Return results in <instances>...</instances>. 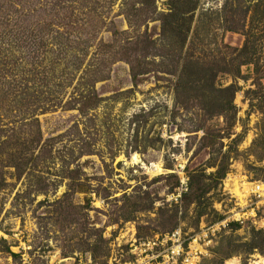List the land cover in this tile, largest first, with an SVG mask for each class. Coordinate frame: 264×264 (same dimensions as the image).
Masks as SVG:
<instances>
[{"label":"rangeland","instance_id":"obj_1","mask_svg":"<svg viewBox=\"0 0 264 264\" xmlns=\"http://www.w3.org/2000/svg\"><path fill=\"white\" fill-rule=\"evenodd\" d=\"M259 86L264 0H0V264L259 263Z\"/></svg>","mask_w":264,"mask_h":264},{"label":"trees","instance_id":"obj_2","mask_svg":"<svg viewBox=\"0 0 264 264\" xmlns=\"http://www.w3.org/2000/svg\"><path fill=\"white\" fill-rule=\"evenodd\" d=\"M147 1H149V0H146V2ZM260 6H261V3L255 4L254 10L256 12H254V14H257L258 18H260V21H261L263 19L257 13V10H259ZM176 13L180 14L179 12H177V10H176V8L174 6L173 7L170 6V14L168 16H166V18L167 19L168 18H173L174 14H176ZM245 50L247 51V49H245ZM249 64H254V62L247 60V61L243 62V64H240V63L237 64L238 71H239L240 67H242L243 65H249ZM254 65L256 67V70H258L257 64H254ZM187 69L188 68H186V70ZM186 73L190 74V72L188 73V71ZM234 73L231 74V75H233V77L236 78V76H234ZM184 76H185V74H184ZM185 82L187 83L186 79H185ZM188 84H189V82H188ZM193 85L196 86L195 84H193ZM257 90H259V91H249L247 93V96L248 97L251 96V95L254 96V98H252L250 100L251 101L253 100L252 102H254V101L256 102L257 101V103H259L261 105V107L263 106L261 109H264V98L261 97L262 93H264V89L262 88V86H259L257 88ZM215 91H217L216 93L219 96L222 95V94L228 96V100L226 101V103L224 105L221 106L222 108H219L220 110H217V108H215L216 109L215 110L216 115L223 116L224 118H226L227 114H229V115H232V117H235L236 114H237V109H236V106L234 105V100H235V96H236V92H237L235 86H231V87H228V88L223 89V90H221V89L220 90L219 89L215 90L214 89V92ZM211 106L215 107L216 105L214 104V105H211ZM207 109H208L207 112L211 110L208 107H207ZM237 143H238V141L235 140V145ZM253 147H258L259 149H262L264 151V121H263V127L262 126L260 127L259 139L254 143ZM225 169H226V166L221 168V169H219L218 172H216L215 174L211 175L210 178L216 179L218 181L223 179L225 177V175H226V170ZM194 178L195 177H191V181L189 183V187H191V189H192V185L194 184L193 183V179ZM196 178L199 179V177H196ZM207 191L205 190V192L203 191V193L200 194L199 196H195L194 200L197 199L196 200L197 204L200 203L201 199H203V197H204V195H205V193ZM187 197H188V195L187 196L184 195L183 199L188 201ZM194 200H193V202H194ZM202 213L203 212H200V215ZM220 220H222V219L220 218ZM230 226H231V229L236 227V225H234V224H231ZM237 227H238V225H237ZM229 244H231V242ZM242 245H243L242 247L245 248V254L250 255V253L252 254V253H254L256 251L261 253V254H264V231L252 230L251 240H249L248 242H246L245 244H242Z\"/></svg>","mask_w":264,"mask_h":264},{"label":"built area","instance_id":"obj_3","mask_svg":"<svg viewBox=\"0 0 264 264\" xmlns=\"http://www.w3.org/2000/svg\"><path fill=\"white\" fill-rule=\"evenodd\" d=\"M167 254V264H196V260H198L196 257H198L199 254L201 255L202 253L199 252V250H196V248L189 249V247H183L182 245H180L175 247L172 246Z\"/></svg>","mask_w":264,"mask_h":264},{"label":"bare ground","instance_id":"obj_4","mask_svg":"<svg viewBox=\"0 0 264 264\" xmlns=\"http://www.w3.org/2000/svg\"><path fill=\"white\" fill-rule=\"evenodd\" d=\"M233 182V181H232ZM234 194L235 196H237L238 198H243V193L241 192L240 188H244V189H247L249 186L248 185H239V182L235 181L234 183ZM233 186V185H232ZM233 190V188H232ZM245 191V190H244ZM247 191V190H246ZM264 263V259H262L259 263H256V264H263ZM230 264H236L235 261H231Z\"/></svg>","mask_w":264,"mask_h":264}]
</instances>
